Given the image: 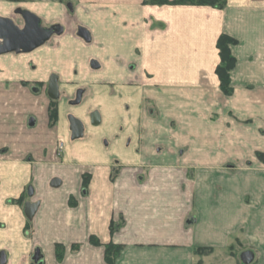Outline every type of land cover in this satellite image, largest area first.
Wrapping results in <instances>:
<instances>
[{"label":"crops","instance_id":"0c3cea01","mask_svg":"<svg viewBox=\"0 0 264 264\" xmlns=\"http://www.w3.org/2000/svg\"><path fill=\"white\" fill-rule=\"evenodd\" d=\"M19 10L55 31L31 52L0 54L5 264H35L36 250L42 264H107L108 243L123 247L113 264H195L196 248L213 250L202 264H243L237 258L246 251L251 264H264V0H227L222 10L0 0V17L17 26ZM79 27L89 42L77 36ZM71 30L88 45L82 62L70 54ZM221 35L237 41L229 96L215 75ZM52 75L59 90L53 125ZM83 88L81 105L62 94ZM93 112L103 128L89 124ZM70 115L84 126L76 140ZM28 202L39 204L30 221ZM56 244L64 248L59 262Z\"/></svg>","mask_w":264,"mask_h":264},{"label":"water","instance_id":"95a60500","mask_svg":"<svg viewBox=\"0 0 264 264\" xmlns=\"http://www.w3.org/2000/svg\"><path fill=\"white\" fill-rule=\"evenodd\" d=\"M17 14L23 22L22 28L18 27L13 20L0 17V54L17 50L31 52L46 42L50 38L53 30L55 31L53 27L49 29L41 27L40 20L32 13L19 10ZM77 36L85 42H89L90 40L89 32L83 27L77 29ZM47 93L50 99H58L59 90L56 76H52L49 79ZM68 123L71 139L76 140L81 138L84 129L83 123L78 118L71 115L68 117ZM90 123L93 126H97L100 123V116L97 112H93L90 115ZM59 185L60 181L58 179L52 180V187H58ZM38 206V203L28 202L25 204L24 215L27 220L30 221L33 218ZM240 259L243 264H251L254 255L252 252L246 251L241 254ZM32 261L35 264H42L39 250L34 252ZM5 263V256L1 254L0 264Z\"/></svg>","mask_w":264,"mask_h":264},{"label":"trees","instance_id":"16d2710c","mask_svg":"<svg viewBox=\"0 0 264 264\" xmlns=\"http://www.w3.org/2000/svg\"><path fill=\"white\" fill-rule=\"evenodd\" d=\"M144 5H192V6H208L217 10H222L227 4V0H143ZM237 44V41L230 38L227 35H221L216 41V50L219 57V63L215 68V75L219 82V89L225 96H229L232 93L230 84V73L235 67L236 60L231 54V46ZM49 121L53 125L57 121V104L55 100H52L49 106ZM88 176H83V188L87 185ZM18 199L16 202H21ZM110 231H113L114 225H110ZM90 243L99 246L100 243L93 237L90 238ZM73 250L77 249V245L72 246ZM121 245L108 243L104 245V261L107 264H113L119 256ZM230 249V248H229ZM213 250L205 248L194 249V255L196 257L195 264H202L201 258L204 255L212 253ZM64 254V248L61 245H55V259L57 262L61 261Z\"/></svg>","mask_w":264,"mask_h":264},{"label":"rangeland","instance_id":"374dc122","mask_svg":"<svg viewBox=\"0 0 264 264\" xmlns=\"http://www.w3.org/2000/svg\"><path fill=\"white\" fill-rule=\"evenodd\" d=\"M86 26V25H85ZM84 26V27H85ZM70 34H72V36H71V38L72 39H66V42H67V44L70 46V54H71V56H72V58L74 59V60H76V61H79V62H82L87 56H88V54H89V49H88V45H87V43H85V42H83L81 39H79V38H76L75 37V35L76 34H74V33H72V30H71V32H69ZM69 38V37H68ZM74 38H76L75 39V41H74ZM76 40H78V41H76ZM65 42V43H66ZM78 42H81V44L82 45H79L78 44ZM84 73V72H83ZM94 74H96V73H94ZM94 74H90L89 75V78L88 79H96L97 78V76H95ZM81 75H83V74H81ZM99 75V74H98ZM77 77L78 76H74L73 77V79H75V81H77L76 79H77ZM72 80V79H71ZM65 86H66V84H64ZM73 84L72 83H67V86H69V87H71ZM110 87V86H109ZM77 90V89H76ZM66 91V90H65ZM65 91H62V94L64 95V97L66 98V100L70 103V105H72V103L75 105V106H77V105H81V103H82V100H83V97H85V95H86V89L85 88H83V89H81V90H78V91H75L74 93H68V92H65ZM67 91H71V89H68ZM71 107V106H70ZM88 115V114H87ZM73 116V115H72ZM88 117V116H87ZM85 122H86V127H88V123H87V120H84ZM89 121V120H88ZM247 121H250L251 122V120H246V122ZM90 124V123H89ZM102 125H99V126H97V128H103V127H101ZM102 130V129H101ZM103 133V132H102ZM102 140H106V138H103ZM63 143V142H62ZM233 244V247H232V250H235V244L234 243H232ZM237 251V250H236ZM2 255H4L3 253H1ZM0 254V255H1ZM238 255H240L239 254V252H238ZM5 256V255H4ZM240 256H238V258L237 259H239L240 261H241V259L239 258ZM6 259V258H5ZM257 261V259H255V262Z\"/></svg>","mask_w":264,"mask_h":264},{"label":"built area","instance_id":"2783aa9c","mask_svg":"<svg viewBox=\"0 0 264 264\" xmlns=\"http://www.w3.org/2000/svg\"><path fill=\"white\" fill-rule=\"evenodd\" d=\"M63 151V143L59 142L57 145V156H60Z\"/></svg>","mask_w":264,"mask_h":264},{"label":"flooded vegetation","instance_id":"af4514ba","mask_svg":"<svg viewBox=\"0 0 264 264\" xmlns=\"http://www.w3.org/2000/svg\"><path fill=\"white\" fill-rule=\"evenodd\" d=\"M9 19H10V18H9ZM11 20H12V19H11ZM18 27L22 28V27H23V24H22L21 26H18ZM52 33H54V30H53ZM52 76H54V75H52ZM52 76H51V77H52ZM51 77H50V78H51ZM50 78H49V79H50ZM89 119H90V116H89ZM89 121H90V120H89ZM90 124H91V123H90Z\"/></svg>","mask_w":264,"mask_h":264}]
</instances>
